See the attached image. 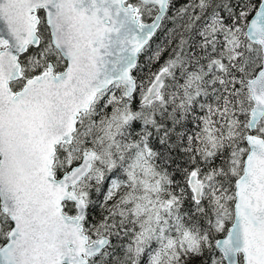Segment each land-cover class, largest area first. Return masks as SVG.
<instances>
[{"label": "snow or ice", "instance_id": "snow-or-ice-1", "mask_svg": "<svg viewBox=\"0 0 264 264\" xmlns=\"http://www.w3.org/2000/svg\"><path fill=\"white\" fill-rule=\"evenodd\" d=\"M0 264H264V0H0Z\"/></svg>", "mask_w": 264, "mask_h": 264}]
</instances>
